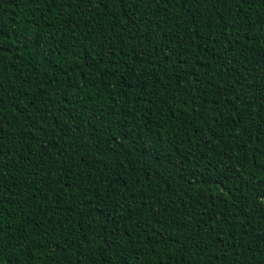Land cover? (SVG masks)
Wrapping results in <instances>:
<instances>
[{
  "label": "trees",
  "instance_id": "16d2710c",
  "mask_svg": "<svg viewBox=\"0 0 264 264\" xmlns=\"http://www.w3.org/2000/svg\"><path fill=\"white\" fill-rule=\"evenodd\" d=\"M0 264H264V0H0Z\"/></svg>",
  "mask_w": 264,
  "mask_h": 264
}]
</instances>
